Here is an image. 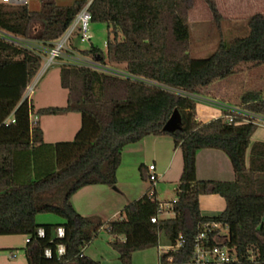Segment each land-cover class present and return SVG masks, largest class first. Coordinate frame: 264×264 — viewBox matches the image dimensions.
<instances>
[{
  "label": "trees",
  "instance_id": "16d2710c",
  "mask_svg": "<svg viewBox=\"0 0 264 264\" xmlns=\"http://www.w3.org/2000/svg\"><path fill=\"white\" fill-rule=\"evenodd\" d=\"M86 2L62 7L42 0L36 12L27 5L0 3V33L34 46L29 49L0 38V236L26 237L27 264H100L82 251L102 228L120 264H130L134 252L158 247L160 238L170 249L159 255V263L167 264L171 258L170 264H184L191 258L200 226L215 223L226 226L227 233L213 231L209 245L220 243L233 251L234 264H264V179L257 178L264 175V143L250 141L257 126L238 120L227 123L222 118L226 112L208 123H197L196 102L180 94L197 95L236 74L241 65H263L264 14L245 19V36L220 40L210 55L193 59L187 23L193 0H92L91 22L107 25L106 53L93 46L84 51L73 47V52L104 66H121L127 74L153 85L84 66L61 65L59 84L66 91V105L42 108L35 115L76 113L81 126L73 142L48 145L38 124L31 126L34 107L24 95L45 51ZM203 2L212 23L220 27L225 20L215 0ZM240 107L264 117L262 92L244 93ZM174 111L180 115V129L165 133L162 129ZM160 135H170L182 157L173 218L150 222L161 202L155 194L149 197L148 191L122 210L123 217L105 226L96 217L76 212L71 199L82 188H115L124 147ZM203 149L226 155L233 181L196 179L195 156ZM203 196L219 197L224 209L202 216ZM42 214L56 215L63 223L39 225L36 218ZM58 228L63 229L61 238L56 235ZM38 230L43 231L42 237ZM179 237L182 246L173 250ZM58 246L64 247L61 256ZM45 250L50 251L49 258Z\"/></svg>",
  "mask_w": 264,
  "mask_h": 264
},
{
  "label": "rangeland",
  "instance_id": "374dc122",
  "mask_svg": "<svg viewBox=\"0 0 264 264\" xmlns=\"http://www.w3.org/2000/svg\"><path fill=\"white\" fill-rule=\"evenodd\" d=\"M41 1L42 0H27V9L32 12L39 11ZM74 1L76 0H56V4L65 7L70 6ZM219 3L221 11H219V13L225 21L221 22L220 27H217L212 23L211 15L203 0H193L192 8L187 15V23L190 28L189 53L193 59H202L210 55L215 50L220 40L229 42L233 38L245 36L247 33L245 19L247 16L256 14L262 10L260 3H257V5H254L253 3L246 5L245 1L242 3L236 1L233 10L237 12L231 13L232 11L229 9V6L223 5L222 0H219ZM243 5L245 6L244 9L242 8ZM239 6L241 7L240 11L236 10ZM86 36L88 39H85L84 41H79L77 38H74L71 43L75 45L78 51L88 50L93 46L100 49L105 55L106 41L108 37L107 25L91 22ZM70 47V51L68 49L65 52L67 57L60 58L58 62H62V65L70 64L80 66V60L75 61L76 59H80V56L77 52H73L72 45ZM56 63L57 62H54L43 71L45 62H42L40 70L29 85L30 87L33 86V89L29 94L28 99L35 109L64 107L66 105V92L60 88L59 84V70L61 65ZM111 68L118 71H124L121 66ZM253 74L256 76L258 82L260 77L257 75L259 72H253ZM245 77V75L240 74L232 75L226 79L215 82L212 86L214 87L215 85L217 86L218 83H221L220 85H226L230 93L233 92L240 94L245 90H248V88H251L252 85L250 82L253 83V80L247 81ZM257 82L254 84H257ZM205 93L206 89L201 90L197 95L204 96ZM193 100L196 102L198 97L193 95ZM68 117L69 116L66 118L43 117L39 119L41 127L46 133V144L54 145L55 143L50 142L49 139L57 136L64 140L62 142L73 141L75 139L74 132L79 129L81 116H76V124L73 122L74 120H67L69 119ZM35 118L37 119L35 113L30 116L32 127L34 126ZM155 140L157 141L156 144L155 142L153 143ZM132 145L134 144L124 147L121 153V165L116 172L115 188L117 191L112 188V192H109L107 191L109 187L96 185L83 188L72 196L73 206L75 210H77V213L82 217H92L93 215L98 214V217L96 218L103 226H105L108 221L119 220L120 217H123L122 210L129 203L139 199V197L136 196L140 190V183L142 182L138 170L141 164H149L152 161L154 152H157L156 154L159 159L165 164V162L168 161V158L173 155L174 150L177 149L175 148L173 138L170 135L147 136L145 137V144L143 146L134 149L129 148L132 147ZM175 153L176 156L175 158H172L170 164V172L155 184V190L157 191L156 199L158 201L172 202L175 199V185L173 182L179 181L181 175L180 171H182V157L179 149H177ZM205 170V165L201 162L199 167V177L202 178V176H204L203 174ZM228 179L230 180L227 181ZM215 180L231 182L233 181V178H231V176L228 177V172L226 170H221L220 174L215 177ZM143 183L145 184L144 186H150L147 179ZM119 191L124 192L125 196H118L117 192ZM126 200H128V202H126ZM218 201L222 200L217 196L204 197L201 199L202 208L209 206H215L216 208L215 204L218 205ZM116 209H120L121 213L116 215L114 219H111ZM206 212L210 213L211 210ZM173 217V214L170 213L168 215H162L161 219H169ZM36 222L39 225L61 224L63 223V220L56 215L42 214L37 216ZM223 233L226 234L227 231L224 232L223 230ZM99 234L102 237L104 235L107 236L103 228L99 231ZM25 239L26 237L22 235L0 236V264H27L24 252L26 246ZM160 244L168 245L163 238H160Z\"/></svg>",
  "mask_w": 264,
  "mask_h": 264
},
{
  "label": "crops",
  "instance_id": "0c3cea01",
  "mask_svg": "<svg viewBox=\"0 0 264 264\" xmlns=\"http://www.w3.org/2000/svg\"><path fill=\"white\" fill-rule=\"evenodd\" d=\"M53 1L56 3V0H53ZM236 1H239V3L240 2L242 3L245 1L246 5H249L250 3L257 5V3H260L262 6V10H261V12H258V13L264 14V0H243V1L242 0H222V3L225 6H229V9L232 11L231 13H235L237 11H235L233 9L235 7L234 5L236 4ZM215 2H216V6H217L218 11H220L219 0H215ZM238 8H236V10L240 11L241 7L239 6ZM242 8L244 9L245 6L243 5ZM247 17H249V16H247ZM71 45H72V48L75 47V45H73V44H71ZM56 64L62 65V62H57ZM253 72H259V74L257 75L258 77H260L259 81H258L259 83L257 82V78L253 74ZM236 74L245 75L246 76L245 79L247 81L253 80V83L250 82V84L252 85L251 88H248V90H245L244 92H242L240 94H236L233 92L230 93L228 91V88L226 87V85H220L221 83H218L217 86L215 85L213 87L212 85L215 84V82L212 83L210 86L205 88L206 93L204 96L195 95L198 97V100L196 101V117H195V121L197 123L205 124V123H208L212 120L221 118L223 116V113L225 112V108L240 107V98L246 92L260 91V92H262V95H263V91H264V64L259 65V66H254V67L251 65H248V64L247 65H241L238 68V71ZM236 74H234V75H236ZM221 82H223V81H221ZM255 82H257V84H254ZM39 109H42V108H38V109L34 108V113ZM77 115H79V114L69 113V114H65L62 116H41V117H37V119L36 118L34 119V121H35L34 125L37 123L38 126L40 127V129L42 130L43 142L46 144V141H45L46 133H45L44 129L41 127L39 119H41L43 117L66 118L67 116H69L68 117L69 119H67V120H71V121L74 120L73 122H75V124H76V120H77L76 116ZM71 116H73V117H71ZM80 126H81V117H80ZM80 126H79V129H80ZM79 129L75 130L76 131V132H74L75 137H76ZM72 133H73V130H72ZM60 139L61 138H59V136H57V137L49 139V140H50V142L55 143V144L73 142L75 140L74 139L73 141L62 142L64 140L63 139L60 140ZM51 140H53V141H51ZM250 141H251V144H253L255 142L264 143V124H261L260 126H258L256 128V130L254 131ZM154 142L156 144L157 141L155 140V141H153V143ZM144 144H145V138H143L141 141L132 145V147H129V148H131V149L138 148V147L143 146ZM176 150L177 149L174 150L173 155H171L170 158H168V161L165 162V164L159 159L158 155L156 154L157 152L153 153L152 161L149 164H147V165L141 164V166H140L141 170L140 169H138V170H139V174H140V178H141L142 182L140 183V190H139L136 197L141 198L149 189V187L144 186L145 184L143 183L147 179V175H148L147 167L149 165L154 166L155 174L157 175V178H158L157 182H158L160 179H163L168 174V172H170V170H171L170 164L172 162V158H175V156H176V153H175ZM248 158H249V149L247 150V152L245 154V165H246V167L248 166ZM201 162L205 165V168H206V170L203 174L204 176H202V178L199 177V175H200L199 167H200ZM120 165H121V162H120ZM195 166H196V179L198 181L226 182V181L215 180V177L218 174H220L221 170H226L228 172V177L231 176V178H233V180H234V174H233L232 168L230 169V166H231L230 162L226 158L225 154L220 152V151L210 150V149L199 150L195 156ZM257 178L264 179V175H258ZM200 179H202V180H200ZM229 180L230 179H228L227 181H229ZM173 183L176 187L178 181L173 182ZM111 190H113V189L109 188L107 191L112 192ZM114 190H116V188H114ZM174 191H175V188H174ZM117 195L118 196H125V193L122 191H119V192H117ZM155 196H157L156 190H155ZM204 197H208V196H203L200 198V210H201L202 216H214V215H217L218 213H220L224 209L223 201H218V205L215 204L216 208L212 204L211 205L213 207L209 206V207L202 208L201 199ZM213 201H215V200H213ZM71 202H72V199H71ZM126 202H128V200H126ZM159 202L163 203L164 201H159ZM221 202H222V204H221ZM166 203H168V202H166ZM72 205H73V202H72ZM209 210H211L210 213L206 212ZM76 212H77V210H76ZM120 213H121V210L116 209L114 211V214L112 215L111 219H114V217ZM97 215L98 214H95L93 216L98 217ZM111 221H113V220H111ZM103 230L105 231V229H103ZM105 233L107 236L104 235L103 237L98 233L99 236H97L88 246H86L83 249L82 254L85 257H87L93 261L99 262L100 264H120V262L118 261L117 253L108 245V242L110 240V236L107 234L106 231H105ZM105 239H107V240H105ZM25 243H26V239H25ZM168 248H169L168 246L161 245L159 243V246L156 248H150V249L134 252L132 254L130 264H159L160 253L166 252L163 250H168Z\"/></svg>",
  "mask_w": 264,
  "mask_h": 264
},
{
  "label": "built area",
  "instance_id": "2783aa9c",
  "mask_svg": "<svg viewBox=\"0 0 264 264\" xmlns=\"http://www.w3.org/2000/svg\"><path fill=\"white\" fill-rule=\"evenodd\" d=\"M92 0H87L84 7L79 11V13L74 18L73 22L70 24V26L66 29V31L53 43L52 47L45 51V57L42 58V62H45L44 69H47L49 66H51L54 62H58L60 58L67 57L65 55L66 50L69 49L71 46V41L74 38H78L79 41H84L85 39H88L86 36V33L89 28V24L91 23V16L89 13V6L91 4ZM0 3L11 5V6H25L27 5V0H0ZM0 38L5 40L6 42L13 43L15 45L26 47L29 49H34V46L32 44L26 43L23 40L12 38L8 35H5L3 33H0ZM72 52V51H71ZM80 59H74L75 61L80 60V66H84L86 68H89L93 71L113 75L116 77H120L123 79H130L137 82H143L148 85H153L149 81H145L141 78L131 76L127 74L125 71H118L111 67L104 66L97 61H94L92 59L82 58ZM42 71V72H43ZM42 74V73H40ZM33 86H29L25 92L24 98H28L29 94L32 92ZM174 92V91H173ZM182 96L188 97L193 100V95H188L185 93H180ZM226 115L222 118L227 123H232L236 120L242 123H253L257 127L261 124H264V117L251 113L247 110H244L241 107H228L225 108ZM147 180L150 183L147 195L149 197H152L155 194V184L157 183V175L155 174V168L153 165H149L147 167ZM175 201L168 203H160L156 214L154 217L150 219L151 223H156L158 220L161 219L162 215L166 214H173L172 210V204ZM170 219V218H169ZM264 222V221H263ZM221 230L222 234L223 230L224 232L227 230L226 226H223L221 224H202L199 228V232L194 238V246L192 255L189 261H187L184 264H234L237 262L236 255L233 251L229 250L225 245L217 243L214 245H209V234L212 233L215 230ZM37 235L39 237L43 236V231L38 230ZM57 237L61 238L63 236V229L58 228L56 230ZM183 240L181 237H179L177 244L173 250L178 249L182 246ZM170 247L168 248V250ZM165 253V252H163ZM64 254V247L58 246L57 248V255L61 256ZM162 254V253H160ZM45 257H50V251L45 250L44 252ZM171 258L167 259V264L171 263ZM161 264V263H159Z\"/></svg>",
  "mask_w": 264,
  "mask_h": 264
},
{
  "label": "water",
  "instance_id": "95a60500",
  "mask_svg": "<svg viewBox=\"0 0 264 264\" xmlns=\"http://www.w3.org/2000/svg\"><path fill=\"white\" fill-rule=\"evenodd\" d=\"M181 118L177 111H174L168 121L165 123L162 131L165 133H174L180 129ZM114 189V188H113Z\"/></svg>",
  "mask_w": 264,
  "mask_h": 264
}]
</instances>
